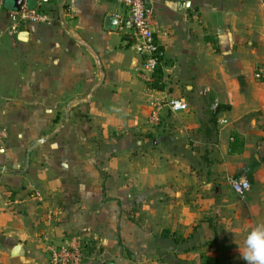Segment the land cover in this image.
I'll return each instance as SVG.
<instances>
[{"label":"crops","instance_id":"crops-1","mask_svg":"<svg viewBox=\"0 0 264 264\" xmlns=\"http://www.w3.org/2000/svg\"><path fill=\"white\" fill-rule=\"evenodd\" d=\"M151 1L154 96L188 105L157 127L135 39L105 23L125 14L118 0H50L52 22L3 35L0 264H49L73 239L82 264H245L244 235L264 222V8Z\"/></svg>","mask_w":264,"mask_h":264},{"label":"built area","instance_id":"built-area-1","mask_svg":"<svg viewBox=\"0 0 264 264\" xmlns=\"http://www.w3.org/2000/svg\"><path fill=\"white\" fill-rule=\"evenodd\" d=\"M0 0V8L3 7ZM50 0H38L34 7L27 5L23 0L17 9H10L7 15V25L0 29V43L4 32L13 35L29 24H48L55 19L54 13L47 7ZM125 9V14L119 18L118 31L129 33L134 39V51L140 57L141 63L138 72L140 80L145 85V93L150 97V110L148 123L157 127L162 116L166 113L178 114L188 110L187 102L182 98L160 99L154 96L156 91L152 86L157 68L161 65L164 51L155 38L152 27V1L151 0H118ZM264 8V0H259ZM8 137V129L0 126V144ZM250 171L244 168L238 176L231 177L229 184L237 194H243L250 189ZM49 251V264H82V246L77 240H69L60 244L51 245Z\"/></svg>","mask_w":264,"mask_h":264},{"label":"clouds","instance_id":"clouds-1","mask_svg":"<svg viewBox=\"0 0 264 264\" xmlns=\"http://www.w3.org/2000/svg\"><path fill=\"white\" fill-rule=\"evenodd\" d=\"M240 255L245 264H264V222L245 233Z\"/></svg>","mask_w":264,"mask_h":264},{"label":"water","instance_id":"water-1","mask_svg":"<svg viewBox=\"0 0 264 264\" xmlns=\"http://www.w3.org/2000/svg\"><path fill=\"white\" fill-rule=\"evenodd\" d=\"M14 4V8L12 9H17L19 8V6L22 4L23 0H11ZM36 4V1L35 0H27V5L29 7H34ZM3 6H4V1H3ZM105 23H106V26L109 28V29H112V30H117L118 28V19H116L115 17H113L112 15H106L105 17ZM19 37H23L22 39H24V37L26 36V32L25 31H20L18 33ZM18 250H19V245H16L14 248H13V251H12V254L13 255H16L18 253Z\"/></svg>","mask_w":264,"mask_h":264},{"label":"trees","instance_id":"trees-1","mask_svg":"<svg viewBox=\"0 0 264 264\" xmlns=\"http://www.w3.org/2000/svg\"><path fill=\"white\" fill-rule=\"evenodd\" d=\"M164 60V59H163ZM162 60V62H161V65L163 64V61ZM161 65L157 68V70L155 71V75H154V81L152 82V84H151V86L155 89V90H160L161 89V77H162V74H161ZM213 116H214V114H212V116H211V119H213ZM210 119V120H211ZM237 141V140H236ZM238 151H240V150H238ZM248 178L250 179V174L248 175ZM202 257H204V260H206V261H212L213 262V264H217L216 262H214L213 260H212V258H209L208 256H206V255H202ZM207 264H208V262H207Z\"/></svg>","mask_w":264,"mask_h":264},{"label":"rangeland","instance_id":"rangeland-1","mask_svg":"<svg viewBox=\"0 0 264 264\" xmlns=\"http://www.w3.org/2000/svg\"><path fill=\"white\" fill-rule=\"evenodd\" d=\"M14 6V4H13V2L11 1V0H4V6L2 7L3 9H2V11L0 12L1 14H3L4 16L6 15V13L10 10V9H12V8H14L13 7ZM7 32V31H6ZM6 32H4V34L6 33ZM206 117V119H208L209 118V116L208 115H206L205 116ZM249 182H250V179H249ZM250 188H251V184H250ZM127 253H130V252H127ZM197 252L196 251H190V258L191 257H196V254ZM206 262H208V264H213V262L212 261H206Z\"/></svg>","mask_w":264,"mask_h":264}]
</instances>
